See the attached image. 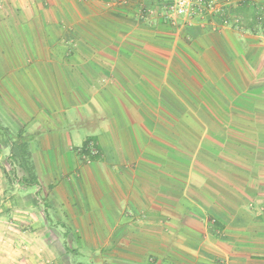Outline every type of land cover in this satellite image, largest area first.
I'll return each instance as SVG.
<instances>
[{
  "label": "crops",
  "instance_id": "obj_1",
  "mask_svg": "<svg viewBox=\"0 0 264 264\" xmlns=\"http://www.w3.org/2000/svg\"><path fill=\"white\" fill-rule=\"evenodd\" d=\"M219 1L4 0L0 264H264V0Z\"/></svg>",
  "mask_w": 264,
  "mask_h": 264
},
{
  "label": "built area",
  "instance_id": "obj_2",
  "mask_svg": "<svg viewBox=\"0 0 264 264\" xmlns=\"http://www.w3.org/2000/svg\"><path fill=\"white\" fill-rule=\"evenodd\" d=\"M156 2L157 9L150 11L149 14L160 13L165 22L174 26L181 22L189 26L196 23L203 25L224 16L223 4L219 0H156ZM222 25L227 26L228 20L223 19ZM92 153L97 154V150L92 149Z\"/></svg>",
  "mask_w": 264,
  "mask_h": 264
},
{
  "label": "trees",
  "instance_id": "obj_3",
  "mask_svg": "<svg viewBox=\"0 0 264 264\" xmlns=\"http://www.w3.org/2000/svg\"><path fill=\"white\" fill-rule=\"evenodd\" d=\"M242 6H245L246 4L245 3H243V4H241ZM244 13V12H243ZM90 146H94L95 148H96V150H97V154H95V155H91V150H89L90 148ZM83 152L87 155V156H89L91 159H95L98 155H99V150L97 149V147H96V145H95V143H94V141H91V140H88L86 143H85V145H84V148H83ZM4 177L6 178V180H8L9 182H11V176H9V175H7V174H4ZM14 177H17V176H14ZM13 180V179H12ZM26 181V180H25ZM35 183V182H34ZM12 187V186H11ZM13 191V190H12Z\"/></svg>",
  "mask_w": 264,
  "mask_h": 264
},
{
  "label": "rangeland",
  "instance_id": "obj_4",
  "mask_svg": "<svg viewBox=\"0 0 264 264\" xmlns=\"http://www.w3.org/2000/svg\"><path fill=\"white\" fill-rule=\"evenodd\" d=\"M85 1V0H84ZM90 1V0H89ZM94 1V0H93ZM86 2H88V1H86ZM3 3H4V0H0V5H3Z\"/></svg>",
  "mask_w": 264,
  "mask_h": 264
}]
</instances>
